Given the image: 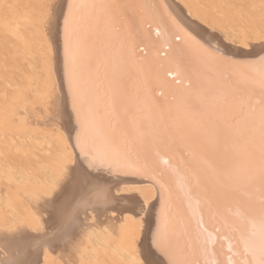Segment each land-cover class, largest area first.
<instances>
[{
    "label": "bare ground",
    "instance_id": "1",
    "mask_svg": "<svg viewBox=\"0 0 264 264\" xmlns=\"http://www.w3.org/2000/svg\"><path fill=\"white\" fill-rule=\"evenodd\" d=\"M147 2L166 5L182 35L219 47L242 65L221 69L225 75L259 71L246 64L264 56V0ZM56 3L0 0V264H141L161 224L167 193L152 174H132L129 168L118 174L111 162L96 159L92 171L105 173L91 191L105 199L85 197L82 165L93 160L90 151L107 149L105 137L120 134L119 121L128 108L150 120L161 99L187 90L198 60L190 53L175 57L180 42L163 24L167 40L156 36L150 9L139 10L142 22L132 36L107 29L97 33L95 24L89 31L86 16L80 22L90 38L85 71L74 78L67 45L64 67L49 36ZM125 52L137 75L121 67ZM121 97L128 99V108L119 104ZM169 107L178 118L200 116L178 102Z\"/></svg>",
    "mask_w": 264,
    "mask_h": 264
},
{
    "label": "snow or ice",
    "instance_id": "2",
    "mask_svg": "<svg viewBox=\"0 0 264 264\" xmlns=\"http://www.w3.org/2000/svg\"><path fill=\"white\" fill-rule=\"evenodd\" d=\"M148 9L159 28L156 36L165 35L167 40L161 27L166 25L181 45L175 57L190 53L199 67L189 74L193 83L188 89L161 99L150 120L128 108V99H119L128 108L119 121L120 134L105 137V151L89 152L93 160L82 165L85 176L80 193L105 199L103 193L91 191L105 173L98 165L99 170L92 171L96 159L111 162L118 174H126L129 168L132 174L155 176L167 196L161 224L141 264H264V56L246 64L258 72L225 75L221 69L242 65L219 47H206L195 37L182 35L183 28L167 6L147 0H57L49 36L57 54L63 56L64 67L67 45L75 78L85 71L84 53L90 38L86 39L80 22L86 16L89 31L95 24L97 33L107 29L132 36L142 22L139 10ZM146 38H151V31ZM136 47L147 58L145 49ZM121 67L137 75L126 52ZM112 99L116 105L117 98ZM174 102L185 111L199 113V118H178L177 111L169 107ZM83 122L87 128V115ZM252 129H258V135Z\"/></svg>",
    "mask_w": 264,
    "mask_h": 264
}]
</instances>
